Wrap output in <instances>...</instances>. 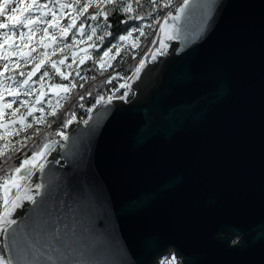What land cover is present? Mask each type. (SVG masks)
<instances>
[{
	"label": "water",
	"instance_id": "obj_1",
	"mask_svg": "<svg viewBox=\"0 0 264 264\" xmlns=\"http://www.w3.org/2000/svg\"><path fill=\"white\" fill-rule=\"evenodd\" d=\"M181 7L132 98L96 103L19 182L42 185L12 213L21 257L25 230L75 222L96 264H264V0Z\"/></svg>",
	"mask_w": 264,
	"mask_h": 264
},
{
	"label": "snow or ice",
	"instance_id": "obj_2",
	"mask_svg": "<svg viewBox=\"0 0 264 264\" xmlns=\"http://www.w3.org/2000/svg\"><path fill=\"white\" fill-rule=\"evenodd\" d=\"M15 4L13 7L12 5ZM145 4L150 5L152 8H168L170 7V0H164L162 4H159L157 0H72L71 3H61L59 7L61 9L64 8H73L76 9V15L70 18V22L67 25L60 26V31L62 33H67L72 28L76 27V21L80 20L81 17H84L86 20H91L96 22L95 26H89L91 28V35L88 36V40H93V37L96 38L97 41L103 43L106 37L112 35L109 31L112 25L109 22V16L116 14H124L126 19L121 20L120 23L126 24L128 20H136L141 21L145 18L142 10ZM187 6V2L184 7ZM48 5H41L37 2V0H29L27 4L24 3V0H20V3H15V0H2L0 2V17H4V22L0 21V28L8 29L7 32L4 33L5 39H7L9 33H15L21 28H29L30 25L36 24L39 22L38 17H34L33 13L42 11L47 8ZM9 8L11 11L9 12ZM89 9H94V12H89ZM183 10V8H177V16H172L171 14L167 15L164 19L166 20H175L179 18V13ZM25 13H27L25 15ZM149 16L152 15L151 12L148 13ZM102 18V21H101ZM53 21H56L57 24H53V22L49 21V26H58V20L53 13ZM153 23H158V21L154 20ZM164 24L160 25V32H164L165 29ZM84 27V22L81 21L79 28H77V32L81 36L84 35V32L81 29ZM145 27H152V25H137L132 27L127 31L126 35H119L117 39V43L111 44L106 50L103 51L102 56L99 60H93L94 64H98L101 69V74L103 71H106L107 68L112 67L110 63L104 61V57H109L110 53L115 50V54L119 55L121 42L126 41L129 37L133 36L134 32H138L140 37L147 38L148 33L144 31ZM97 29H100L102 35H97ZM31 32L36 31L35 28H30ZM45 31H47L45 29ZM24 33L21 31V38L24 37ZM63 39V37H61ZM139 41V37L136 38V43L133 44V47H136ZM75 43V40L73 41ZM152 43H156L155 40ZM161 47L164 46V41L161 39L159 41ZM93 44H90L89 47H93ZM63 47L67 48L69 45H63ZM151 51V50H149ZM55 55V50L52 53ZM75 56V53L73 54ZM91 58V57H89ZM153 58H155L153 54ZM4 59H8V57H4ZM110 59H115V56L110 57ZM75 62V60L73 61ZM84 59H80L79 63L83 64ZM52 68L55 69L56 73L61 75V79L68 80L69 76L67 74H62L60 72L58 64H64V60L60 59L59 61L51 60L49 61ZM145 61L144 59L140 60L139 66L136 67L133 76L135 77L143 67ZM41 64L36 65L33 68L32 72L28 73V79L35 74L36 71L42 66ZM71 67V65H68ZM5 72L9 71V65L7 63L4 64ZM3 73H0L2 76ZM21 75H24L21 73ZM80 74L77 73V76ZM49 76L48 71H44L40 77L41 80L44 77ZM123 77L112 76L104 81L105 84H111L113 80ZM8 80H14V77L8 76L6 77ZM28 79H25L22 82H16L18 84L26 85L28 83ZM82 80H87V77H80ZM91 79H95L92 77ZM79 86L80 88L84 87V84L77 85L75 82H70L68 85H53V87L61 90L63 95L59 96V99L56 102L55 106L50 105L51 111L48 115L57 116L59 109H62L66 103L71 101L74 90ZM0 87L3 88V91H0V102L4 100L5 93L8 96H12L13 99L10 102L0 104V129H3L0 132V189L3 190V209L0 211V235H8L11 239V244L6 245L7 254L0 255V264H96L95 261H92L87 258L86 253L88 252V246L85 243L87 236L84 231L80 229V227L75 223H65L60 224L56 223L54 225H48L42 229H32L31 231L25 230V234L23 237V256L21 257L20 251L17 248L16 244V235L19 229L14 228V225H17V220L12 218V213L16 211V209L22 207V202L24 200H28L32 202L33 205L37 204V201L31 195L33 189H35V193L37 196L41 195L40 189L42 187L41 184H23L21 185L20 181H27L33 175V170L37 167L41 172L44 170V164H37V161L43 158L46 152L50 149L51 145L47 142L42 143V145L37 144L33 145L31 149H29L28 141H31L33 137L40 135V129H34L32 133L27 134L25 137L21 139H12L13 136L19 137L21 131H26L28 128H32L31 123L25 124L23 113H20L17 116V113L20 112L19 108L13 109L12 105L17 102L21 106L24 105L23 100L17 101V97H19L20 93L18 90L12 88L11 84H3L0 81ZM121 88H125V84L120 85ZM119 89H116L118 91ZM28 95V92L24 93ZM42 95H46V93H42ZM87 95H91V91L87 93ZM124 95H127V90ZM123 98V97H121ZM84 96H79V101H82ZM105 97L100 96L96 103H101ZM112 99L111 96L108 97L110 101ZM39 103V99L36 101ZM80 107H83V104H79ZM10 110V111H9ZM42 111V109H41ZM88 112H91L92 109H87ZM28 115L31 116V111L28 112ZM5 116H10L13 119H10L8 123H3V118ZM66 120L64 121V127H67L68 124L72 123V120L75 119V113L69 112L66 113ZM21 124L19 129L12 128L10 125H15L17 123ZM35 123L47 124L51 127V122L46 120V117L41 116ZM87 123V121H85ZM60 135L59 132L56 133ZM66 139V137H64ZM54 143V142H53ZM27 150H32L33 154L31 157L27 156ZM18 154L24 156V159L21 161L19 166H14L11 161H13ZM23 187L24 193L21 196L20 189ZM12 189H16L15 194L10 198L9 193ZM161 264H174V258L171 260L162 261Z\"/></svg>",
	"mask_w": 264,
	"mask_h": 264
},
{
	"label": "rangeland",
	"instance_id": "obj_3",
	"mask_svg": "<svg viewBox=\"0 0 264 264\" xmlns=\"http://www.w3.org/2000/svg\"><path fill=\"white\" fill-rule=\"evenodd\" d=\"M185 1L187 0H174L170 2V7L165 8L161 13L155 16V20L158 21V23H153L152 28H153V32H156L157 30V39L160 30V25L165 20L164 18L168 14L173 15L175 12L172 14L171 10L172 9L176 10L180 5H183ZM0 2H2V0H0ZM28 2L29 0H24L25 4H27ZM37 2L41 5H48V7L43 9L42 11L33 13L34 17L39 18L38 23L30 25L29 28H21L18 31H16L14 34L9 33L7 39H5L4 33L7 32L8 29L0 28V73H3V75L0 76V81H2L3 84H11L13 89L19 91L20 95L16 99L17 101L23 100L25 106H21L17 102L16 104L12 105V108L13 109L19 108L20 112L17 113V116H19L20 113H23L24 116L23 122L25 124L27 123L32 124V128H28L26 131H21L19 137L13 136L12 139L14 140L21 139L24 133L32 129H37L42 127L43 124L35 123L34 121L41 116L46 117V120H48V118L51 116L48 115V113L51 111L50 105L55 106L57 100L59 99V96L64 94L61 92L60 89L53 87V84H48V82L41 81V79L35 83L28 82L26 85L16 83V82H22L25 79H27V78H22L23 77V75H21V73H23L22 69L26 65L31 63L33 60L36 61L48 60L50 57L53 56L52 53L55 50V55H60L61 57L60 59L64 60V64H58L57 67H59L61 73L62 71H65L62 74H67L68 68H71L74 63L79 64L80 59L85 60L88 57L89 51L92 48L89 47L90 40H88V36L91 35V31H87L84 28H82L81 31L84 32L83 36H81L79 32H77V29L69 30L67 33H62L60 31V26L67 25L70 22V18L76 15V9L73 8L61 9L59 5L61 3H65V4L71 3L72 0H57L56 3H53V0H47L46 4L40 2V0H37ZM15 3H20V0H15ZM12 6L14 7L15 4H13ZM168 10L169 13L167 12ZM8 11L10 12L11 9L9 8ZM54 12L58 20V26H49L48 23L49 21L53 22V24H57L56 21H53ZM26 14L27 13H25V15ZM0 21L10 23V21H5L4 17H0ZM30 28H35L36 31L31 32ZM45 29L47 31H45ZM130 29L131 28H129V30ZM21 31L25 34L23 38H21L20 36ZM112 36L113 35L109 37ZM118 36L116 37V40L112 44L117 43ZM61 37H63V39H61ZM109 37H107L106 39H109ZM74 40L75 43H73ZM130 40L131 37H129L126 41L121 42L120 51L130 42ZM65 44L69 45V47L67 48L63 47V45ZM131 47L132 49H135V47H133V44L131 45ZM143 50L144 47L142 49V52ZM146 50L147 48L145 49V51ZM74 53L75 56L73 55ZM148 54L149 53L147 52L145 57H142L145 63H147L150 59ZM159 55L160 57H164V52L163 51L160 52ZM4 57H8V59L6 60L4 59ZM74 60L75 62H73ZM112 60L113 59L104 57V61L107 63H110ZM154 60H150L148 63L152 64ZM5 63L9 65V71L7 72H5L4 70ZM139 64L140 62L138 63L137 66H139ZM68 65H71V67H68ZM8 76L14 77V80L6 79V77ZM59 77H61V75H59ZM20 78H22L23 80H21ZM0 91H3L2 87H0ZM25 92H28L29 94L25 95L24 94ZM42 93H46V95H42ZM131 98L132 96L126 98V103ZM12 99H13L12 96H8L5 93L4 100L0 102V104L10 102ZM37 99H39L40 101L39 103L36 102ZM29 111H31L32 113L31 116L28 115ZM10 119L13 118L10 116H5L2 122L8 123ZM10 127L19 129L21 127V124L18 122L15 125H10ZM2 131L3 129H0V132ZM11 192L9 193L10 198L12 197ZM0 193L3 199L4 193L2 189H0ZM234 244L235 243L232 242L230 246ZM173 258H174L173 255L169 253L168 255L160 259V264L162 261L171 260ZM174 264H179V261H177L175 258H174Z\"/></svg>",
	"mask_w": 264,
	"mask_h": 264
},
{
	"label": "trees",
	"instance_id": "obj_4",
	"mask_svg": "<svg viewBox=\"0 0 264 264\" xmlns=\"http://www.w3.org/2000/svg\"><path fill=\"white\" fill-rule=\"evenodd\" d=\"M174 0H170L172 2ZM40 2L46 4L47 0H40ZM159 4H162L164 0H157ZM165 8H152L150 5L145 4L144 8L140 11H142L145 18L141 21L136 22L135 20H128L126 24L120 23L121 20L126 19V16L124 14H116L109 16V22L111 23L112 27L109 29V31L112 33V37H109V39L104 40L103 43H100L96 40L95 37H93V40L89 41V44H94V46L89 51L88 57L84 60L85 62L83 64L74 63L71 68H68L67 75L69 76L68 80H63L59 75L54 71L49 61L56 60L58 61L61 57L60 55H53L48 60L43 61L42 66L39 68L38 71L35 72V74L31 77V79H28V73L32 72L33 68L36 67V65L41 64V61L33 60L31 63L26 65L22 72L24 73L22 78H27L28 82H38L40 80V77L42 73L46 70L49 73V76L44 77L43 80L48 82V84L53 85H68L70 82H75L77 85L84 84L83 88H80L77 86V88L74 90V93L72 95L71 101L66 103L62 109H59L57 116H50L47 121L51 122V127H49L46 123L40 127V135L33 137L31 141H28L29 149L33 145L40 144L47 142V143H56L58 142L65 134V128L64 127V121L66 120V113L74 112L75 113V119L72 121L82 122L86 119L89 112L87 109L93 108L96 104V100L103 96L105 99L103 101L108 100V97L111 96L112 99H118L123 96V92H125L127 89L121 88V84L127 85V82L130 80L131 76L133 75L138 63L142 59V57H145L147 52L150 54L152 51L157 50V30L156 32H153L152 27H145L144 31L148 33L147 38L140 37L138 32L133 33V36L131 37L130 42L120 51L119 55H114V50L112 53H110L109 57L115 56V59H113L110 64L112 67L107 68L106 71H103V74H101V69L98 64H94L93 60H99L102 56V53L104 50H106L110 45L116 40V37L118 35H125L129 28H132L137 25H153V21L155 20V16L161 13ZM89 12H94V9H89ZM151 12L152 15L149 16L148 13ZM172 13L175 12V9L171 10ZM81 21L84 22V29L87 31H91V26H95L96 22H93L91 20H86L84 17H81L80 20L76 21V27L72 28L71 30H76L79 28ZM102 21V18H101ZM97 35H102V32L100 29H97ZM139 37V41L135 49H132L131 45L136 43V38ZM155 40L156 43H152V41ZM144 47V50L142 52V49ZM95 48V49H94ZM147 50L145 51V49ZM151 50V51H149ZM148 54V55H149ZM91 57V58H89ZM65 71H62L64 73ZM77 73L80 75L77 76ZM119 75V77H123V79L117 78L112 81L111 84H105L104 81L112 76ZM80 77H87V80H82ZM92 77H95V79H91ZM20 78L21 80H23ZM116 89H119L116 91ZM91 91V95H87V93ZM79 96H84V99L82 101H79ZM132 94L127 92V98L131 97ZM79 104H83V107H80ZM69 125V124H68ZM67 125V126H68ZM34 129L24 133L21 138L25 137L27 134H30L33 132ZM59 132L60 135H57L56 133ZM27 156H31L33 154L32 150H27ZM24 159V156L21 154H18L17 157L11 161V163L14 166H19L21 161ZM2 183V181H0ZM3 209V199L0 193V211Z\"/></svg>",
	"mask_w": 264,
	"mask_h": 264
},
{
	"label": "built area",
	"instance_id": "obj_5",
	"mask_svg": "<svg viewBox=\"0 0 264 264\" xmlns=\"http://www.w3.org/2000/svg\"><path fill=\"white\" fill-rule=\"evenodd\" d=\"M167 12L169 13V10Z\"/></svg>",
	"mask_w": 264,
	"mask_h": 264
},
{
	"label": "bare ground",
	"instance_id": "obj_6",
	"mask_svg": "<svg viewBox=\"0 0 264 264\" xmlns=\"http://www.w3.org/2000/svg\"><path fill=\"white\" fill-rule=\"evenodd\" d=\"M173 14V13H172ZM127 98V97H126Z\"/></svg>",
	"mask_w": 264,
	"mask_h": 264
}]
</instances>
